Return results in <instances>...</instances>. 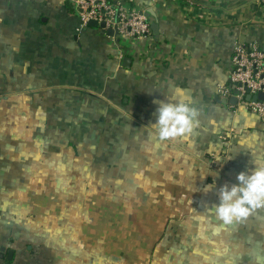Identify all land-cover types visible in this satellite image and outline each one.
Masks as SVG:
<instances>
[{"label":"crops","instance_id":"0c3cea01","mask_svg":"<svg viewBox=\"0 0 264 264\" xmlns=\"http://www.w3.org/2000/svg\"><path fill=\"white\" fill-rule=\"evenodd\" d=\"M109 1L152 8L158 34L111 36L71 0H0V262L264 264V208L214 211L264 166V117L219 92L237 45L264 50V0ZM177 89L199 125L162 142L157 102Z\"/></svg>","mask_w":264,"mask_h":264},{"label":"built area","instance_id":"2783aa9c","mask_svg":"<svg viewBox=\"0 0 264 264\" xmlns=\"http://www.w3.org/2000/svg\"><path fill=\"white\" fill-rule=\"evenodd\" d=\"M75 5L83 23L91 20L99 24L104 22L105 29H114L118 35H131L134 37L146 36L152 33L151 23L145 13L128 14L119 3L109 0H71ZM234 70L231 75V84L237 83L235 89L238 103L248 110L264 117V98L262 100H247L246 95L264 93V50L256 46L239 44L233 56ZM223 95H234L231 86L219 90ZM0 264H4L0 262Z\"/></svg>","mask_w":264,"mask_h":264},{"label":"clouds","instance_id":"9594fccd","mask_svg":"<svg viewBox=\"0 0 264 264\" xmlns=\"http://www.w3.org/2000/svg\"><path fill=\"white\" fill-rule=\"evenodd\" d=\"M169 101L157 102V121L152 125L154 134L162 142L187 139L199 125L200 111L180 89ZM237 180L230 188L224 185L218 193L220 203L214 211L225 224L242 221L254 210L264 208V166L256 167L250 175L241 172Z\"/></svg>","mask_w":264,"mask_h":264},{"label":"water","instance_id":"95a60500","mask_svg":"<svg viewBox=\"0 0 264 264\" xmlns=\"http://www.w3.org/2000/svg\"><path fill=\"white\" fill-rule=\"evenodd\" d=\"M145 14H146V16H148V17L151 16V15L154 17V21L151 23V28H152V30H153V33L158 34V31H159V23H158V17H157V15H156L155 11H154L152 8H149V9L146 11ZM89 25H91V26H93V27H101L104 31H107V33H108L109 35H111V36H118V32L115 31L114 29H107V30H106V29H105V26H106V25H105L104 22H102V23L99 24L97 21H95V20H91V21L89 22ZM127 59H129V58L127 57V58L124 60V65H125V66H128V64L126 63ZM129 60H130V59H129ZM236 85H237V83L231 84V87L234 88V93H235V94H234L233 96H231L229 100H226V99L222 100V102H223L224 104L230 103V104H232V105H234V106L238 104V100H239V99H238V97H237V94H241V91L235 89ZM263 98H264V93H263V92H260V93H258L257 95H253V96H251L250 94H247V95H246V99H247V100H252V101L262 100ZM217 99L220 100L218 96H217ZM1 251H5V248L2 247V248H1ZM0 257L3 258V254L0 255ZM13 258H14V251L11 249V250L8 251V254H7V256H6V262H5V264H12Z\"/></svg>","mask_w":264,"mask_h":264}]
</instances>
